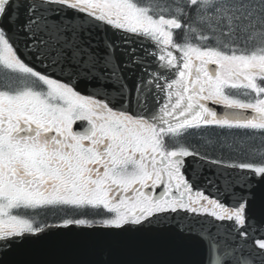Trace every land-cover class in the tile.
Masks as SVG:
<instances>
[{"label":"snow or ice","instance_id":"obj_1","mask_svg":"<svg viewBox=\"0 0 264 264\" xmlns=\"http://www.w3.org/2000/svg\"><path fill=\"white\" fill-rule=\"evenodd\" d=\"M65 209L264 264V0H0V247Z\"/></svg>","mask_w":264,"mask_h":264},{"label":"water","instance_id":"obj_2","mask_svg":"<svg viewBox=\"0 0 264 264\" xmlns=\"http://www.w3.org/2000/svg\"><path fill=\"white\" fill-rule=\"evenodd\" d=\"M221 110V109H220ZM207 193V192H206ZM252 214L259 219V202ZM129 227V226H125ZM137 226H131L135 229ZM151 231H122L115 227H51L26 233L10 250L0 247L2 264H201L204 243L181 236L167 226Z\"/></svg>","mask_w":264,"mask_h":264},{"label":"flooded vegetation","instance_id":"obj_3","mask_svg":"<svg viewBox=\"0 0 264 264\" xmlns=\"http://www.w3.org/2000/svg\"><path fill=\"white\" fill-rule=\"evenodd\" d=\"M203 135H207L209 137H213V136H225V135H229V133H226L225 131H222L220 129H216V128H211V129H207L205 132H194L192 134V137L189 138L188 143L194 145V146H201V144L203 143V141L199 138ZM239 135V134H238ZM203 150V149H202ZM226 157V161L227 162H231L230 159H228L229 157H231L232 155H226L224 154ZM245 157L241 156L239 157V160H244ZM238 162V161H237ZM24 214V213H21ZM28 215H35L36 216V223L38 226L43 227L46 224H50V223H63V221L65 219H87L89 221L94 220V218H92L93 216L96 217V220H99V223L102 219H104V215L102 212L100 213H96V212H92V211H87V212H77L74 210H47V211H42L40 213H27Z\"/></svg>","mask_w":264,"mask_h":264},{"label":"trees","instance_id":"obj_4","mask_svg":"<svg viewBox=\"0 0 264 264\" xmlns=\"http://www.w3.org/2000/svg\"><path fill=\"white\" fill-rule=\"evenodd\" d=\"M224 154H226V155H233V154H232L231 152H229V151H225Z\"/></svg>","mask_w":264,"mask_h":264}]
</instances>
